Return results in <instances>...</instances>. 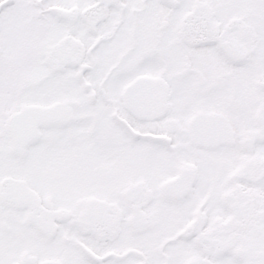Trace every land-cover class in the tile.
Returning <instances> with one entry per match:
<instances>
[{
	"label": "snow or ice",
	"instance_id": "1",
	"mask_svg": "<svg viewBox=\"0 0 264 264\" xmlns=\"http://www.w3.org/2000/svg\"><path fill=\"white\" fill-rule=\"evenodd\" d=\"M0 264H264V0H0Z\"/></svg>",
	"mask_w": 264,
	"mask_h": 264
}]
</instances>
